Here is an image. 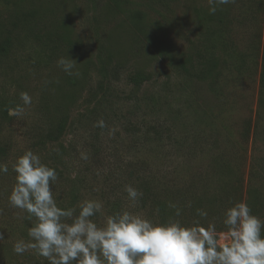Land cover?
I'll use <instances>...</instances> for the list:
<instances>
[{"label":"rangeland","instance_id":"obj_1","mask_svg":"<svg viewBox=\"0 0 264 264\" xmlns=\"http://www.w3.org/2000/svg\"><path fill=\"white\" fill-rule=\"evenodd\" d=\"M209 7L0 0V146L9 149L0 163L8 166L0 173V264H48L34 250H13L30 241L35 223L9 203L13 165L28 150L56 170L58 206L78 214L81 202H102L100 227L128 211L154 223L214 224L223 244L235 203L264 220V0H235L215 14ZM68 56L79 76L57 65ZM138 73L146 79L136 87ZM21 92L32 98L23 114L2 113L22 104ZM128 185L143 194L136 202Z\"/></svg>","mask_w":264,"mask_h":264},{"label":"clouds","instance_id":"obj_2","mask_svg":"<svg viewBox=\"0 0 264 264\" xmlns=\"http://www.w3.org/2000/svg\"><path fill=\"white\" fill-rule=\"evenodd\" d=\"M229 3L235 0H208L210 14ZM57 65L67 75L79 76L74 71L77 62L69 56L61 57ZM20 99L21 105L7 109L9 116H21L32 102L27 92H21ZM97 126L106 125L100 120ZM82 158L87 159V155L82 154ZM13 171L16 184L9 203L35 218L28 230L30 241L14 244L16 254L31 249L48 264H264V220L252 214L246 202L226 210L223 223L230 242L220 244L214 224L184 226L178 220L154 223L128 211L109 215L100 227L91 218L101 212L102 202L83 201L78 214L76 208L58 206L53 194L58 174L31 150L17 158ZM7 172L8 166L0 164V173ZM125 190L133 202L143 195L131 185ZM197 211L201 217L207 216L205 211Z\"/></svg>","mask_w":264,"mask_h":264},{"label":"trees","instance_id":"obj_3","mask_svg":"<svg viewBox=\"0 0 264 264\" xmlns=\"http://www.w3.org/2000/svg\"><path fill=\"white\" fill-rule=\"evenodd\" d=\"M36 38H38V37H36ZM5 43L6 44L2 47V51L1 52L3 53L4 60L5 61H9V60H6V59H7V55L12 54L11 48L13 47V43L11 42V38L8 37L7 38V42H5ZM160 51H161V48H160ZM5 61L2 62V63H5ZM213 68H214V66H212L211 71L213 70ZM145 79H146V77L144 75H142L141 73H138V74H135L134 76H132L131 81L135 84L136 87H138V86H140L142 84V82ZM2 103H4V102H2ZM6 112H7V110L3 111L2 113H6ZM0 144H1V142H0ZM2 146H4V145H2ZM2 146H0V163H1V161H4V158H3L4 156L8 157V150H9V149H5V147H2ZM2 158H3V160H2ZM99 218H102V215L100 213H97L91 219L94 222H97V219H99Z\"/></svg>","mask_w":264,"mask_h":264}]
</instances>
